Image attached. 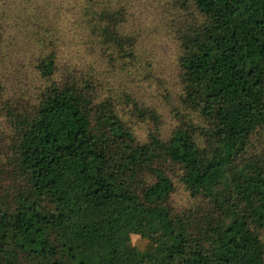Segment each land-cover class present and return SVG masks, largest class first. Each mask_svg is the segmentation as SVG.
Wrapping results in <instances>:
<instances>
[{
  "label": "trees",
  "instance_id": "obj_1",
  "mask_svg": "<svg viewBox=\"0 0 264 264\" xmlns=\"http://www.w3.org/2000/svg\"><path fill=\"white\" fill-rule=\"evenodd\" d=\"M0 264H264V0H0Z\"/></svg>",
  "mask_w": 264,
  "mask_h": 264
}]
</instances>
